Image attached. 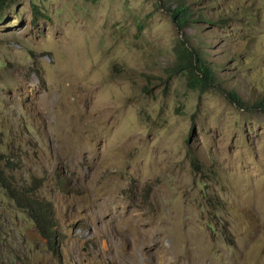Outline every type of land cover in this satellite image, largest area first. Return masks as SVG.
<instances>
[{
	"label": "rangeland",
	"instance_id": "374dc122",
	"mask_svg": "<svg viewBox=\"0 0 264 264\" xmlns=\"http://www.w3.org/2000/svg\"><path fill=\"white\" fill-rule=\"evenodd\" d=\"M186 2L214 23L176 27L170 0L0 14L2 170L55 215L44 238L0 186V264H264V111L171 72L197 45L252 108L264 0Z\"/></svg>",
	"mask_w": 264,
	"mask_h": 264
},
{
	"label": "trees",
	"instance_id": "16d2710c",
	"mask_svg": "<svg viewBox=\"0 0 264 264\" xmlns=\"http://www.w3.org/2000/svg\"><path fill=\"white\" fill-rule=\"evenodd\" d=\"M10 1L0 0V14L9 6ZM92 1L97 2L99 0ZM170 1L172 6L168 10L176 27L182 29L205 20L214 23L212 19L207 18L204 12L195 11V8H192L186 0ZM33 14L35 17L39 16L38 7L33 6ZM175 52L177 62L171 72L186 76L190 88L200 92H208L214 89L224 94L232 104L239 108L264 111V94L253 102L252 108H248L238 91L226 86L227 81L219 76L220 67L210 63L205 49L182 41L175 48ZM2 162L3 160L0 159V186L9 194L12 200L28 213L38 232L44 238L51 239L55 229L53 226L55 215L51 204L36 198L34 191L14 183L13 179L6 176L4 170H2Z\"/></svg>",
	"mask_w": 264,
	"mask_h": 264
}]
</instances>
